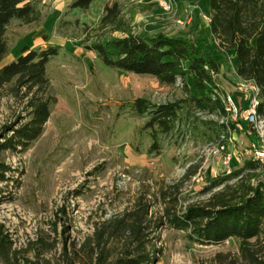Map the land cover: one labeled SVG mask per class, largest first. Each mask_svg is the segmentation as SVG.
Returning <instances> with one entry per match:
<instances>
[{"label":"rangeland","instance_id":"374dc122","mask_svg":"<svg viewBox=\"0 0 264 264\" xmlns=\"http://www.w3.org/2000/svg\"><path fill=\"white\" fill-rule=\"evenodd\" d=\"M28 1L41 11V19L31 24L11 22L6 34L10 53L1 67L32 50L55 47L59 51L47 63L49 83L44 89L35 88L25 98L7 91L0 94L1 144L32 120L33 96L56 99L38 134L27 143L17 139L11 148L0 146V164L10 167L1 184L0 224L13 234L17 245L42 228L52 230L55 223L71 241L82 243L97 224L144 201L157 221L147 237L151 255L157 250L153 264H250L243 258L238 238L201 243L166 218L169 210L183 216L190 206L204 204L221 189L205 193L212 180L232 175L255 159L256 149L264 150V118L257 125L246 120L250 100L239 89L232 52L221 56L219 79L239 107L240 116L232 118L246 129L241 126L239 134L223 135L220 140L203 137L201 131L184 142L166 145L162 152H150L153 140L145 128L149 117L138 116L133 104L139 98L155 104L180 100L184 98L181 80L164 84L152 75L105 65L90 46L113 36L97 38L94 30L88 34L84 30L86 25L96 27L107 4L117 2L127 16L135 13L140 35L162 32L205 40L210 35L208 3L174 0V8L166 11L163 0H95L87 10L73 7L75 0ZM32 45L34 49L26 52ZM202 116L224 122L216 115ZM221 140H226L224 151H219ZM227 156L232 157L229 164ZM198 162L200 173L183 182L187 168ZM261 256L264 259V251Z\"/></svg>","mask_w":264,"mask_h":264},{"label":"trees","instance_id":"16d2710c","mask_svg":"<svg viewBox=\"0 0 264 264\" xmlns=\"http://www.w3.org/2000/svg\"><path fill=\"white\" fill-rule=\"evenodd\" d=\"M93 1L75 0L73 7L87 10ZM204 1L212 18L210 35L205 40L162 32L140 35L136 31L135 13L127 16L117 2L107 4L96 27H84L87 34L94 30L97 38L113 36L90 46L105 65L152 75L164 84L174 85L181 80L184 98L165 104L139 98L133 104L138 116L149 117L145 128L150 130L153 140L150 152H162L166 145L184 142L188 136L201 131L203 137L211 140L240 133L242 125L227 111L224 102L227 92L219 79L223 67L221 56L226 51L232 52L236 60L238 77L260 88L262 102L258 114L264 118V0ZM41 16V11L28 0H0V94L7 91L25 98L35 88L44 89L49 83L47 63L58 54V48L32 50L1 67L10 53L6 34L11 22L17 19L31 24ZM115 34L120 36L114 37ZM55 102L52 96H33L29 102L32 120L23 128L13 130L0 146L11 148L17 139L27 143L47 122ZM202 115H216L224 122L206 120ZM219 143L226 144V140ZM201 167V162L191 164L182 181L194 179ZM9 171V166L0 164V195L1 184ZM263 174L261 161L247 160L232 175L210 182L205 193L221 189L204 204L190 206L183 216L169 210L166 218L201 243L216 244L238 238L243 258L250 264H264L261 256L264 251ZM232 178L237 181L231 183ZM149 208L147 202H136L135 206L97 224L94 233L82 243L71 241L66 231L60 232L55 223L52 230L42 228L18 246L13 234L0 224V264H153L157 250L151 255V239L147 237L157 221L150 216ZM61 235L64 240L60 239Z\"/></svg>","mask_w":264,"mask_h":264},{"label":"built area","instance_id":"2783aa9c","mask_svg":"<svg viewBox=\"0 0 264 264\" xmlns=\"http://www.w3.org/2000/svg\"><path fill=\"white\" fill-rule=\"evenodd\" d=\"M162 6L166 11H171L174 8V0H163ZM209 23H211V16L206 17ZM239 89L246 93L250 100V106L247 110L246 120L248 123L257 125L260 119L258 114V108L262 102L261 99V90L260 88L252 81H244L240 80ZM224 102L227 108V111L234 118H238L240 116L239 107L231 93H226L224 95ZM226 149L225 144H222L219 148V151H224ZM255 159L264 163V150H260L259 148L255 150ZM232 160L231 156H227L225 163L229 164Z\"/></svg>","mask_w":264,"mask_h":264},{"label":"crops","instance_id":"0c3cea01","mask_svg":"<svg viewBox=\"0 0 264 264\" xmlns=\"http://www.w3.org/2000/svg\"><path fill=\"white\" fill-rule=\"evenodd\" d=\"M208 7H209V5H208ZM43 37H45L44 34H41L40 38H43ZM34 47H35V45L29 46L28 49L26 50V52H27V51H30V50H32V49H34ZM21 52H23V51H21ZM26 52H25V53H26ZM21 54H22V53H21ZM23 54H24V52H23ZM236 73H237V72H236ZM239 79H240V78H239ZM240 80H241V79H240Z\"/></svg>","mask_w":264,"mask_h":264}]
</instances>
